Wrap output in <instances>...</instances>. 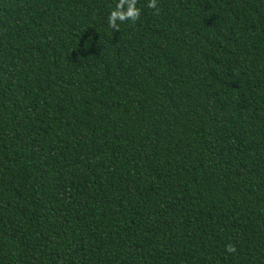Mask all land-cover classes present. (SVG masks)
I'll return each mask as SVG.
<instances>
[{
  "label": "trees",
  "instance_id": "1",
  "mask_svg": "<svg viewBox=\"0 0 264 264\" xmlns=\"http://www.w3.org/2000/svg\"><path fill=\"white\" fill-rule=\"evenodd\" d=\"M148 2L0 0V264H264V0Z\"/></svg>",
  "mask_w": 264,
  "mask_h": 264
},
{
  "label": "clouds",
  "instance_id": "2",
  "mask_svg": "<svg viewBox=\"0 0 264 264\" xmlns=\"http://www.w3.org/2000/svg\"><path fill=\"white\" fill-rule=\"evenodd\" d=\"M138 0H115V6L109 13L108 16V25L110 28L119 31V26L125 22H136L139 20L141 15V9L137 7ZM149 8L155 9L157 14L158 9V0H149ZM226 251L228 253H235L236 248L234 245H227Z\"/></svg>",
  "mask_w": 264,
  "mask_h": 264
}]
</instances>
